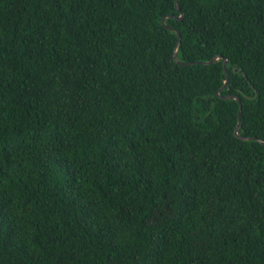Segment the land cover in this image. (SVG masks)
I'll return each mask as SVG.
<instances>
[{
    "label": "trees",
    "instance_id": "obj_1",
    "mask_svg": "<svg viewBox=\"0 0 264 264\" xmlns=\"http://www.w3.org/2000/svg\"><path fill=\"white\" fill-rule=\"evenodd\" d=\"M177 3L0 0V264H264V0Z\"/></svg>",
    "mask_w": 264,
    "mask_h": 264
},
{
    "label": "water",
    "instance_id": "obj_2",
    "mask_svg": "<svg viewBox=\"0 0 264 264\" xmlns=\"http://www.w3.org/2000/svg\"><path fill=\"white\" fill-rule=\"evenodd\" d=\"M175 6L177 8L178 11H180V8L178 6V3H177V0H175ZM183 17V15H181V17L179 19H181ZM166 18V17H165ZM165 18H163L162 20V23L165 24ZM167 28L173 32H175L177 34V45H176V48H175V51H174V60L179 63V64H182V65H192V64H201V65H210L212 64L215 60L221 58V56H217L215 58H213L212 60L208 61V62H187V63H183L181 62L179 59H178V48H179V45H180V42H181V35L179 34V31L172 28V27H168ZM226 64H227V60H224V64H223V68H224V72H225V75H226V81L224 83V86L222 88V90L224 88H226L228 82H229V75H228V72H227V68H226ZM217 96L220 97V93L219 91L216 93ZM223 99H234L238 102V105H239V111H238V124H237V127L235 128L234 130V135L238 138H240L241 140L243 141H259L258 139H255V138H251V137H239L238 135V131L241 127V116H242V105H241V102L239 100V98L237 96H234V95H228V96H224L222 97ZM262 145H264V142L262 141H259Z\"/></svg>",
    "mask_w": 264,
    "mask_h": 264
}]
</instances>
